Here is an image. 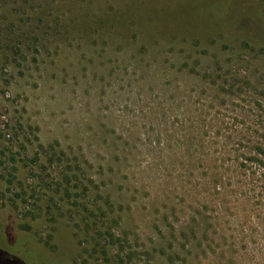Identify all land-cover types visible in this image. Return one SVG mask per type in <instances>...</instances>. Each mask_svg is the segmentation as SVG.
I'll return each mask as SVG.
<instances>
[{"label": "rangeland", "instance_id": "374dc122", "mask_svg": "<svg viewBox=\"0 0 264 264\" xmlns=\"http://www.w3.org/2000/svg\"><path fill=\"white\" fill-rule=\"evenodd\" d=\"M0 264H264V0H0Z\"/></svg>", "mask_w": 264, "mask_h": 264}, {"label": "trees", "instance_id": "16d2710c", "mask_svg": "<svg viewBox=\"0 0 264 264\" xmlns=\"http://www.w3.org/2000/svg\"><path fill=\"white\" fill-rule=\"evenodd\" d=\"M35 160H37L38 157V152L34 154ZM107 230L102 232V240H103V244L99 245L98 247V252L102 253L103 255H107L108 252L114 248H116V250H118V252H121L122 250V246L120 245V238L118 236H116L110 227H106ZM202 239H207V236L204 234ZM116 257H118L120 259V261H124L125 259V255L119 256L118 253L116 254Z\"/></svg>", "mask_w": 264, "mask_h": 264}]
</instances>
